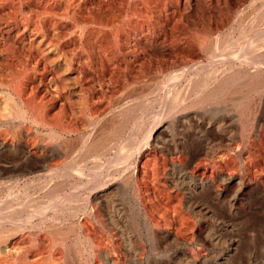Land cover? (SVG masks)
<instances>
[{
  "label": "rangeland",
  "instance_id": "374dc122",
  "mask_svg": "<svg viewBox=\"0 0 264 264\" xmlns=\"http://www.w3.org/2000/svg\"><path fill=\"white\" fill-rule=\"evenodd\" d=\"M263 2L0 0V80L6 81L10 70L22 67V77L20 75L16 83L23 82V97L26 99L22 97L17 103L22 111L27 112V119H12L0 124V188L5 187L1 188L3 191L0 189V198L5 196L6 186L11 182L40 184L51 180L54 184L56 177H49L53 170L63 165H70L72 172L82 166L87 170L90 167L87 159L74 162V159L62 155L58 147L62 145L66 150L73 149L74 154L81 155V144L95 131L92 126L95 122L106 126L115 119L119 126L128 119L130 124L131 119L141 120L136 124L138 126L134 125L133 131L126 132V135H132V143L141 139V133L142 137L147 135V131L151 135L150 128L154 123H164L167 130L152 134L158 143L152 141L146 144L147 147L142 145L144 147L134 153L130 171L121 180L126 186L118 193L115 191L112 197L114 210L111 216L119 226L107 224L102 228L94 224L89 228L90 237L109 253L110 264H264V87L251 89L242 98L236 94L226 99L229 102L224 99L216 100L217 103L209 101L210 104L189 101L188 104H180L182 107L176 105L180 106L177 109L171 107L172 111H167L166 116L160 115L164 109L160 96L171 81L170 76L177 75L182 67L187 70V78L196 76L199 79L203 75L206 79L225 67L226 56L222 54L251 41L254 43L251 50L253 67L251 62L247 63L251 65L249 67L239 64L234 54L228 59L234 60L231 64L238 68L235 69L237 71L243 72L247 68L251 69L246 70L250 72L255 68L264 71V22H255L260 11L264 12ZM240 27H245V30L240 31ZM208 40L218 41V54H214L213 64H208L202 51L201 44ZM48 44L53 46V50L47 57L60 58L67 69L63 76L66 80L63 91L54 87L55 76L43 58V47ZM242 65L247 67L242 68ZM141 88L147 90V97L142 95L136 99L131 95V99H118L122 93L124 96V92L126 95L131 89L139 91ZM153 92L157 95H152ZM114 103L120 105L115 106ZM241 104L248 106L244 113L238 109ZM30 106L37 111L33 112ZM11 107L3 99L0 101L1 112H10ZM125 107L131 111L128 117L124 115L127 118L124 121L126 118L119 114V110ZM108 112L109 115L106 114ZM58 117L62 119L59 121ZM103 120L108 122L105 124ZM242 124H246L244 129H241ZM57 126L67 128L63 131ZM110 155L99 157V167L110 165ZM145 164L156 168L160 183L151 182ZM172 165L182 167L189 176L195 177V182L201 183L197 186L200 190L211 189L212 194H196L190 188L187 198L181 186L166 187L164 184L169 181L166 175ZM131 172L135 173V178L130 177ZM75 178L68 180L74 181ZM35 195L33 199L39 202L38 206L49 202L43 193L35 192ZM192 207H196L195 212H198H192ZM145 219L151 227L150 240L145 233ZM90 256L88 264H106L102 257Z\"/></svg>",
  "mask_w": 264,
  "mask_h": 264
},
{
  "label": "bare ground",
  "instance_id": "6f19581e",
  "mask_svg": "<svg viewBox=\"0 0 264 264\" xmlns=\"http://www.w3.org/2000/svg\"><path fill=\"white\" fill-rule=\"evenodd\" d=\"M263 4H264V2H263ZM119 6L121 7V5H119ZM60 18H62V17H60ZM262 21L264 22V12L260 11L259 16L257 17L255 22L259 23V22H262ZM45 22H46V20H45ZM55 25H56V23H55ZM24 27H26V26H24ZM242 30H245V27H240V31H242ZM70 33H71V31H70ZM230 33H231V31H230ZM49 40H51V38ZM248 40H250V39H248ZM40 41L41 40H39V42ZM52 41H54V40H52ZM244 41L245 40H243V42ZM217 42L218 41L214 42V40L213 41L212 40L211 41L208 40L205 43L201 44L202 51L204 53L203 55L207 56L208 64H213L214 63L213 56H214V54L217 53V50H218V47H216ZM49 44L47 46L44 45V47H43V53H44L43 58H46V60H47L46 63L48 65L49 71L52 73V76H53V74L55 76V79H54L55 80V85H54V87H56L57 90L59 89L60 91L61 90L63 91L65 89V83H66V80L63 78V76L67 74L66 73L67 69L65 67H63L64 63H63V60H61L60 58L49 59L47 57L48 56L47 54L52 53V50H53L52 49L53 46H50ZM193 44H195V43H193ZM253 44L254 43H252L251 41H247L246 43L242 44L239 49L236 50V49L232 48L233 51H230L228 53L222 54L223 56H226V57H224L225 59L223 58L225 60L224 63H226L225 67L221 68L218 73L210 74V76L207 77L206 79H204L205 77H202L203 75L200 77L201 79L200 78L199 79L196 78V76H195V78H193V77L192 78H187L186 77L187 70L186 71H184L185 69L183 70V68H185V67H182V71L179 69L180 71L177 72V75L174 74L173 76H170L171 81H169V84H168L167 88H165V91L163 92V96H160L161 100L164 102L163 103V108L164 109L162 110L161 114L160 113L159 114L162 115V116H166L167 115L166 114L167 111L168 112L172 111L171 107H173V106L176 107V105H178V104L179 105L180 104H184V103L188 104L189 101L190 102L191 101H196L197 103H201L202 102L203 104H204V102H206V104H208V103L210 104L209 101H212V100L213 101H216V100L217 101H221L223 99L224 100L231 99L236 94H240L241 98H242V95L244 97L251 89H255V90L258 89V88L262 89L264 87V71L263 70L255 68L254 69L255 71L252 70L253 72L252 71L250 72V71H246V70H251L250 68L249 69L247 68L243 72H240L242 70L237 71L238 68H236L235 66L233 67V65L231 64V62L234 61V60L229 61V59H228V58L231 57V55L234 54L238 58V60L240 61L239 64L247 65L248 62L253 61V58H252V55H251L252 54L251 50H252ZM249 56H251V58ZM196 59H198V58H196ZM220 59H222V58H220ZM184 61H185V59H184ZM255 61H257V60H255ZM20 62H22V61H20ZM199 62H200V60H199ZM24 63L25 62H23V64ZM222 63H221V66H222ZM232 63H234V62H232ZM182 64H184V63H182ZM252 64L253 63L251 62V65ZM262 64H263L262 62L259 63V65H262ZM187 65H188V63H187ZM251 65L249 64V66H251ZM184 66H186V65H184ZM193 66H194V64H193ZM247 66H245V67H247ZM189 67L188 68L186 67V68L190 69ZM210 67H212V66H210ZM237 67H239V66H237ZM243 67L244 66L242 65V68ZM252 67H253V65H252ZM21 68L22 67L20 66V69L10 70V72L8 74V77H7L8 79L6 78L7 79L6 81L0 80V101L3 99L7 103H9V105L12 106L11 108H9L10 112H5L4 110L2 112L0 111V124L2 122H9L12 119H21V120L22 119H27V118H25V117H27V112L26 111H22L20 106L17 103V100H22V97H23V94H24L23 82L22 83H16V82H19L18 77H20V75L22 77ZM192 68H194V67H192ZM214 69H213V71H214ZM235 69H237V70H235ZM4 72H5V70H4ZM199 73H200V71H199ZM190 74H193V73H190ZM167 78H168V76H167ZM202 78H203V80H202ZM156 79H154L155 82H157ZM145 81L146 80L144 79V82ZM141 82H143L142 79H141ZM255 82H256V85H257L256 87H254ZM159 83H160V81H159ZM133 84H136L135 81H134ZM153 87H154V85H153ZM153 87H151V88H153ZM137 88H138V86H137ZM125 89H127V88H125ZM134 90H136V88ZM134 90L131 89V91L130 90L128 92L126 91L127 92L126 95H125V92H124V96L122 95L123 94L122 93L121 94L122 97L119 96L118 99H121L123 97H124V99H127V98H130L129 96H131V95H133L137 99V98H141L142 95H144V97H145L146 95L149 94V93L146 92L147 90H145V88L144 89L141 88L140 90L137 89L139 91H134ZM158 91L160 92V89ZM158 91H156V92H158ZM156 92H153L152 95H154V93L156 94ZM82 94H83V92H82ZM83 95H81V96L84 99ZM25 96H27V94ZM64 97L65 96H63V98ZM23 98H25V97H23ZM149 98H151V97H149ZM27 99H28V96H27ZM121 100H123V99H121ZM133 100H134V98H133ZM217 101H216V103H217ZM226 101H228V100H226ZM232 101H233V99H232ZM115 102H117V101H115ZM91 103H92V100H91ZM140 103H142V102H140ZM80 104L82 105V108H83V102H81ZM148 104H149V102H148ZM245 104H247V103H245ZM114 105H115V103H114ZM116 105H120V104L116 103ZM61 106H62V104H61ZM180 106H177V107H180ZM186 106L187 105H185V107ZM195 106H197V104ZM195 106H193V107H195ZM35 107L38 108L37 105ZM35 107H34V109L31 107L33 112L37 111V109ZM160 107L162 109V106H160ZM177 107H176V109H177ZM247 107H248L247 105L243 104L242 106H239L238 109H240L241 112L244 113ZM44 109H46V108H44ZM120 109H122V108H120ZM146 109H147V107H146ZM201 109H203V108H201ZM81 110L82 109H80L79 111L83 112V110L82 111ZM111 111H112V109H111ZM130 111H131L130 109L126 108V109H123L121 111L119 110V114H122L123 116L125 115L126 117H128L129 116L128 113H130ZM137 111H139V110L137 109ZM43 112H44V110H43ZM144 112H145V110H144ZM71 113L74 114V111H72ZM71 113L69 114L70 116H71ZM117 113H118V111L116 112V114ZM34 114H36V113H34ZM34 114H32V115H34ZM41 114L44 115L45 113L44 114L41 113ZM81 114H83V113H81ZM106 114L109 115V112L106 113ZM119 114L118 115H114L113 114V115L118 117V116H120ZM56 115H55V117H56ZM111 115L112 114L110 113V116ZM122 115H121V117H123ZM39 116H40V114H39ZM48 116L49 115H47V117ZM117 117H114V118H117ZM130 117H132V116H130ZM36 118H38V117H36ZM135 118H136V116H135ZM61 119H62L61 117H58L59 121ZM137 119H139V118H137ZM41 120L43 121V119H41ZM119 120H120V118H119ZM125 120H127V118L124 119V121ZM131 120H132L131 124L129 123L130 119H128L126 122L120 124L119 126L117 125V123L119 121L117 123H115L116 122L115 119L112 120L111 122L109 121L110 123H107L108 121L105 122L103 120L104 121L103 123H105V124L107 123L106 126L105 125H98V123H96V122L94 124L92 123L93 124L92 125L93 126V130L95 129V131L94 132L92 131L93 134H90V132H89L90 135H89L88 139H86L84 137L85 140L84 141L82 140L83 142L80 141V142H82L81 147H80V149H82L81 155L80 154H74V150L73 149H67L66 150L65 147L62 146V145H60L58 147L59 150L61 151L60 153H62V155H67L68 159L70 158V160L74 159V162H83L85 159H87V161L90 162V167L87 168V170H84L85 168L83 166H82L83 168L81 167L82 168L81 169L79 167V165H78L79 170H76L75 172H72L71 170H69V166L70 165H68V166H64L63 165L62 167H59L56 171L53 170V173H52L51 177L47 176V178L48 177L52 178L53 176L56 177L57 181L54 184H52L54 181L51 183V180L50 181L47 180L44 183H40V184L38 182L39 180L37 181L38 184H35L33 182L31 183V181L30 182L28 181L27 183L25 181H24L25 183H17V182L12 183L11 182L10 184L8 182L9 185L7 183H5V184L8 185V186L5 185L7 187L6 192L4 191L6 194H5L4 197H2L4 194L1 196L4 199L0 198V199H2V200H0V264H75V263H77V261L80 264H88V262H89L88 258L91 257L90 254L93 255L94 257H98V258L102 257V259L106 260V264H110L109 263V258H110L109 253L105 249L101 248V245L99 243L96 244L97 242L95 243L94 239H92L90 237L89 228H90V226H93L94 224H97V225H99L102 228L106 227L107 224L111 225L112 227L119 226L116 223V221L113 219V217L111 216L112 215L111 212L114 210L113 209L114 206H113V202H112V197L115 196L114 195L115 191H117V193H118L119 189L121 190V188L123 186H126L124 183H121V180L123 179L124 174L126 172L128 173L130 171L131 163H132L131 161L133 160V156H135L134 153L137 150H140L142 147L146 146V144L148 145V143H151L152 141H153L154 144L158 143V142H156V138L152 137L153 136L152 134L154 132L157 133V131H159V130H161V131L167 130V127L166 126L164 127V123H157V124L154 123L153 124L154 127L152 126L153 128L149 127L150 130L152 129L151 131L149 130L151 135H149L147 133L148 131L146 130L147 132L146 131L145 132L147 134L146 135L147 137L146 136L142 137L143 133H141V139L138 138L137 140H135V143H132V141H131L132 135L131 136H129V134L126 135V132H127V130L133 131L134 128H135L134 125H136L141 120L140 121H134L135 119H131ZM158 120H160V119H158ZM163 120H165V117L163 118ZM70 121H72V120H70ZM153 122H158V121H153ZM188 122H189V120H188ZM67 123H69V122H67ZM67 123H65V124H67ZM101 123H102V121H101ZM57 124L58 123H56V125ZM128 124L132 125V127H129ZM50 125H52V124H50ZM50 125H48V126H50ZM53 125H54V123H53ZM245 125L242 124L241 129H244L243 127ZM136 126H138V125H136ZM57 127H60V126H57ZM66 128L62 126L61 130L64 131V130H66ZM67 130L69 132V129H67ZM244 132L245 131H243V133ZM139 133H137V134H139ZM56 136H58V135H56ZM182 142L183 141H181V143ZM142 145H144V146H142ZM134 146H135V148H134ZM154 149H155V147H154ZM111 151H113V152L110 153ZM179 151H181V150H179ZM139 152L140 151H138V153ZM108 153L112 154V156L110 155L111 156L110 157V162H111L110 165L108 164L109 166L107 168L106 167H104V168L99 167L100 163H101L99 157H101L102 155L105 156ZM151 162H152V160H151ZM151 162H150V164H153ZM147 164H145L144 166L150 172V180H151V182L153 180V182L157 181V184H158V182L160 183L161 180H160V177L158 175V172L156 171V168H150L149 165H147ZM151 166H153V165H151ZM141 167H143V166H141ZM134 175H135V173L131 172V176L130 177L131 178H135ZM114 176H116V177H114ZM161 176H163V174ZM194 176H195V174H194ZM74 177H76L75 178L76 180H74V181H72V180L69 181L68 180V179H72ZM166 177L169 179V181H168L167 185L164 184V183L163 184L166 187H170V188H176L175 187L176 185L177 186H181V189L185 190V192H186L185 196H187V198L189 197L188 195H189V189L190 188L196 194L204 192V191L200 190L199 187H197L201 183L198 184L197 182H195V179H194L195 177L193 178L192 176H189L184 171V169L182 167L180 169V168H177L174 165H172V168L170 169V173H167ZM163 178H165V177H163ZM204 178H206V177H204ZM33 179H35V178H33ZM202 180H200V181H202ZM220 180H224V179L220 178ZM127 181H128V179H127ZM1 188H5V187L1 186ZM135 191H137V190L135 189ZM35 192H40V194L43 193L44 196H45V199H49V202H47V203L45 202L46 204L43 205V206H38L37 203H39V202L36 203V201H35L36 199L35 200L33 199V196L35 195ZM204 194L209 196V195L212 194V190L208 189L207 191L204 192ZM37 195H35V197ZM165 197H166V194H165ZM40 198H38V199L40 200ZM142 198H143V196H142ZM40 202H43V201H40ZM170 208H172V206ZM196 209H197L196 207H192V209L190 208V210H192V212H195ZM201 210L205 211L204 209H201ZM171 211H172V209H171ZM115 212H114V214H115ZM176 212H177V210H176ZM197 212H195V213H197ZM195 213H194V216L196 217L197 215ZM206 213H207V211H206ZM145 222H146V224L144 225L145 226V233H146V236H147L148 240H150V237H151L150 228L151 227H149V225L147 224L148 221H146V219H145ZM130 223H132V222L130 221ZM108 243H109V241H108ZM234 249H235V247H234ZM86 255H87V257H86ZM183 260H184V258H183ZM79 263H77V264H79ZM113 264H118V263H113Z\"/></svg>",
  "mask_w": 264,
  "mask_h": 264
}]
</instances>
